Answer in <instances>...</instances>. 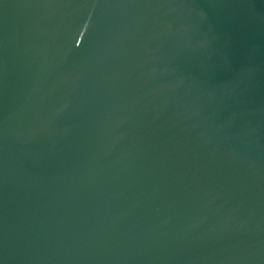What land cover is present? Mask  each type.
Here are the masks:
<instances>
[{
  "label": "water",
  "instance_id": "water-1",
  "mask_svg": "<svg viewBox=\"0 0 264 264\" xmlns=\"http://www.w3.org/2000/svg\"><path fill=\"white\" fill-rule=\"evenodd\" d=\"M0 264H264V0H0Z\"/></svg>",
  "mask_w": 264,
  "mask_h": 264
}]
</instances>
